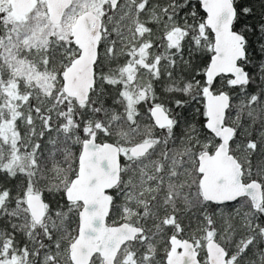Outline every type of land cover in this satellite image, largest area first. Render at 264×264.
Segmentation results:
<instances>
[{"label":"snow or ice","instance_id":"obj_1","mask_svg":"<svg viewBox=\"0 0 264 264\" xmlns=\"http://www.w3.org/2000/svg\"><path fill=\"white\" fill-rule=\"evenodd\" d=\"M0 264H264V0H0Z\"/></svg>","mask_w":264,"mask_h":264}]
</instances>
